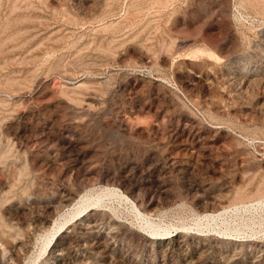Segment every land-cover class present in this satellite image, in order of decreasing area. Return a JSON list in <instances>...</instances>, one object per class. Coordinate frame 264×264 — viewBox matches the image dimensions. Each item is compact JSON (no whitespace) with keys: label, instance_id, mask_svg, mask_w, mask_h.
I'll list each match as a JSON object with an SVG mask.
<instances>
[{"label":"rangeland","instance_id":"1","mask_svg":"<svg viewBox=\"0 0 264 264\" xmlns=\"http://www.w3.org/2000/svg\"><path fill=\"white\" fill-rule=\"evenodd\" d=\"M0 264H264V0H0Z\"/></svg>","mask_w":264,"mask_h":264},{"label":"bare ground","instance_id":"2","mask_svg":"<svg viewBox=\"0 0 264 264\" xmlns=\"http://www.w3.org/2000/svg\"><path fill=\"white\" fill-rule=\"evenodd\" d=\"M164 1V0H163ZM168 2V1H167ZM251 2V1H250ZM17 3V2H16ZM167 4V3H166ZM142 6V5H141ZM166 6V5H165ZM146 7V6H145ZM14 12V11H13ZM13 12H11V13H13ZM135 12V11H134ZM14 14V13H13ZM109 16V15H108ZM137 16V15H136ZM236 19V18H235ZM201 47V46H200ZM208 53V52H207ZM198 54V53H197ZM201 54V53H200ZM203 54V53H202ZM107 188V187H106ZM107 191V190H106ZM113 191V190H112ZM117 191V190H116ZM102 192H103V190H102ZM114 192V191H113ZM117 193H118V195H119V197H121V198H123V199H125L126 201H129V202H131V204H132V206H133V209L137 212V214L138 215H140V216H144L143 215V213H142V211H141V209L139 208V206H138V204L136 203V202H134L128 195H126L123 191H117ZM106 194V193H105ZM109 195H111V194H109ZM103 197V196H102ZM107 197V196H106ZM110 197V196H109ZM113 197V196H112ZM117 197V196H116ZM89 198V197H88ZM98 198V197H97ZM90 199V198H89ZM102 199V198H101ZM100 199V200H101ZM81 200V199H80ZM99 200V199H98ZM97 200V201H98ZM103 200V199H102ZM122 200V199H121ZM88 202V201H87ZM96 202V201H95ZM101 202V201H100ZM85 203V202H84ZM90 203V202H89ZM98 203V202H97ZM80 205V204H79ZM82 205V204H81ZM84 205V204H83ZM93 205V204H92ZM96 206H98L97 204H96ZM93 208V207H92ZM82 209V208H81ZM91 209V208H90ZM77 210H78V208H77ZM89 210V209H88ZM83 211V210H82ZM82 213V212H81ZM139 216V217H140ZM92 217V216H91ZM207 217H209V216H207ZM215 218V217H214ZM210 220V219H209ZM212 220V219H211ZM147 222V224H148V228H149V230L153 233V234H160V235H158L156 238H158V239H164V238H168L169 236H167L166 235V233H167V230L166 229H162L161 227H158V226H156V225H154V224H152L151 222H149L148 221V219L146 220ZM213 221V220H212ZM208 222V221H207ZM206 222V223H207ZM147 224L145 225V226H147ZM107 233V232H106ZM169 233V232H168ZM150 234V233H149ZM170 234V233H169ZM151 235V234H150ZM105 236V235H104ZM153 237V236H152ZM170 238V237H169ZM153 239V238H152Z\"/></svg>","mask_w":264,"mask_h":264}]
</instances>
